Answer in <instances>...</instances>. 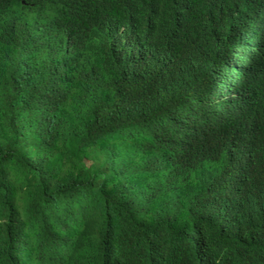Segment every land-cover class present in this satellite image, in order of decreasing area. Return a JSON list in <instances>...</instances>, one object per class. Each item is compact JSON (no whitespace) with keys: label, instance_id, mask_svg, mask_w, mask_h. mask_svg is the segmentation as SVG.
I'll return each mask as SVG.
<instances>
[{"label":"trees","instance_id":"16d2710c","mask_svg":"<svg viewBox=\"0 0 264 264\" xmlns=\"http://www.w3.org/2000/svg\"><path fill=\"white\" fill-rule=\"evenodd\" d=\"M0 264H264V0H0Z\"/></svg>","mask_w":264,"mask_h":264}]
</instances>
